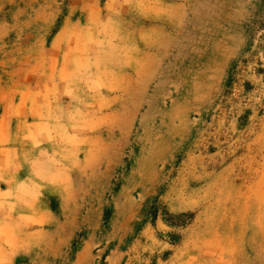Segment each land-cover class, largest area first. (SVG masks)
Instances as JSON below:
<instances>
[{
	"label": "rangeland",
	"instance_id": "obj_1",
	"mask_svg": "<svg viewBox=\"0 0 264 264\" xmlns=\"http://www.w3.org/2000/svg\"><path fill=\"white\" fill-rule=\"evenodd\" d=\"M0 264H264V0H0Z\"/></svg>",
	"mask_w": 264,
	"mask_h": 264
}]
</instances>
